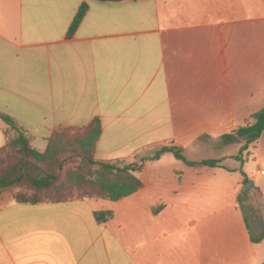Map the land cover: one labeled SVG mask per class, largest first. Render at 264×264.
Masks as SVG:
<instances>
[{"label": "crops", "instance_id": "crops-1", "mask_svg": "<svg viewBox=\"0 0 264 264\" xmlns=\"http://www.w3.org/2000/svg\"><path fill=\"white\" fill-rule=\"evenodd\" d=\"M262 108L264 0H0V113L39 152L54 129L98 118L94 158L135 163L141 182L118 201L5 195L0 264H264L240 207L249 176L230 158L243 142L220 141ZM161 147L219 166L151 159Z\"/></svg>", "mask_w": 264, "mask_h": 264}, {"label": "trees", "instance_id": "trees-1", "mask_svg": "<svg viewBox=\"0 0 264 264\" xmlns=\"http://www.w3.org/2000/svg\"><path fill=\"white\" fill-rule=\"evenodd\" d=\"M86 10L85 4L80 6L67 36L75 32ZM0 119L5 124L4 144L0 148V201L5 195L15 203L30 205L90 199L118 201L141 186L135 174V163L103 162L94 158L95 145L101 134L98 118L84 127L54 129L43 152L31 147L29 133L18 122L2 113ZM263 132L264 108L253 113L250 122L237 128L232 134L221 136L220 141L223 144L235 139L242 141L243 145L239 150L242 154ZM165 152L189 166H219V161L213 159L188 161L181 150L175 147H161L151 159H157ZM120 164L122 165L119 166ZM242 175L245 176L243 173ZM111 216L110 211L94 212L98 223L106 222ZM263 237L264 229L252 241L257 243Z\"/></svg>", "mask_w": 264, "mask_h": 264}, {"label": "rangeland", "instance_id": "rangeland-1", "mask_svg": "<svg viewBox=\"0 0 264 264\" xmlns=\"http://www.w3.org/2000/svg\"><path fill=\"white\" fill-rule=\"evenodd\" d=\"M254 147L256 150L248 146L242 154L238 152L230 158L240 163L243 171L249 176L242 183L240 207L250 222L252 231L259 236L264 229V196L257 189V184L264 186V132L254 143ZM236 148L237 144L233 143L226 151L233 152ZM249 183H252V186L246 188Z\"/></svg>", "mask_w": 264, "mask_h": 264}, {"label": "water", "instance_id": "water-1", "mask_svg": "<svg viewBox=\"0 0 264 264\" xmlns=\"http://www.w3.org/2000/svg\"><path fill=\"white\" fill-rule=\"evenodd\" d=\"M250 186H252V183H249V184L246 186V188H249Z\"/></svg>", "mask_w": 264, "mask_h": 264}]
</instances>
